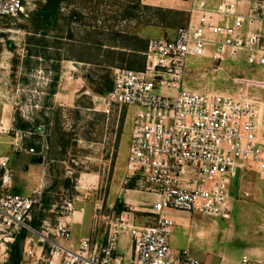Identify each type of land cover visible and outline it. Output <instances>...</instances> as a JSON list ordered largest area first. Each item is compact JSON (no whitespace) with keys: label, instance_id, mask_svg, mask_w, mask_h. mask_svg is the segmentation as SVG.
<instances>
[{"label":"rangeland","instance_id":"obj_1","mask_svg":"<svg viewBox=\"0 0 264 264\" xmlns=\"http://www.w3.org/2000/svg\"><path fill=\"white\" fill-rule=\"evenodd\" d=\"M172 1L139 0L142 6L161 9L158 15L164 19L157 22L150 13L138 23L127 17L136 0H70L62 5L61 14L66 19L71 12L80 16L50 37L56 42L48 54L53 60H44V51L28 44V38L34 36L30 33L34 14L44 0H30L25 14L0 19V118L3 111L12 113L14 129L2 138L1 151L14 171V192L23 196H31L33 191L40 194L39 218L44 216L43 220L54 223L58 207L69 198L77 199L75 210L84 214L85 226L90 224L96 206L110 215L122 210L123 201H136L138 210L150 209V195L131 192L129 184L123 183L131 130L139 109L125 107L118 113L112 108L105 115L96 100L105 95H99L98 90L112 84L115 70L104 66L103 49L99 48L103 39L97 33L110 37L120 33V43L133 35L146 41L171 39L189 21L186 5H173ZM67 29L72 33L68 41L63 38ZM135 61L137 66L140 61ZM122 64L127 66L126 62ZM55 76L57 80L52 82ZM261 81L264 68L229 60L216 63L209 58H190L182 88L229 95L245 93L256 103L257 134L264 135V89L258 86ZM52 88L55 96L49 94ZM38 122L40 126L35 125ZM20 123H27L28 128L20 129ZM23 134L15 151L14 139ZM229 202L231 212L222 219L165 211L163 214L173 221L171 248L188 250L202 264H235L248 249L264 248V179L252 166L236 171ZM136 218L139 226L153 224V219L142 212ZM7 261L8 244H4L0 246V264Z\"/></svg>","mask_w":264,"mask_h":264},{"label":"built area","instance_id":"obj_2","mask_svg":"<svg viewBox=\"0 0 264 264\" xmlns=\"http://www.w3.org/2000/svg\"><path fill=\"white\" fill-rule=\"evenodd\" d=\"M186 5L189 21L171 39H150L141 70H114L110 91L96 98L100 111L121 113L137 107L124 184L153 198L149 210L124 203L118 214L96 206L93 230L102 229V243L84 238L73 246L76 198L58 207L54 223L32 226L39 212V193L14 192V171L3 155L2 138L9 136L12 113L0 118V246L20 235V264H126L117 254L127 235L132 257L127 264H202L188 250L170 245L173 221L165 211L226 218L230 186L236 171L252 166L264 179V141L258 136L256 103L245 93L193 92L182 88L190 58L243 62L264 68V3L253 0H174ZM30 0H0V19L25 14ZM264 89V81L258 83ZM23 135L14 139V149ZM21 148V147H19ZM153 219L139 226L136 214ZM237 264H264L242 255Z\"/></svg>","mask_w":264,"mask_h":264},{"label":"trees","instance_id":"obj_3","mask_svg":"<svg viewBox=\"0 0 264 264\" xmlns=\"http://www.w3.org/2000/svg\"><path fill=\"white\" fill-rule=\"evenodd\" d=\"M44 2V5L42 7H39V9L34 14L33 25L30 29V33H33L34 36H31L32 38H28V44H34L39 49H42V51H44L42 55V58L44 60H53L54 58H50L48 54L50 49L55 48L56 42L50 41V37L54 34V32L58 31L59 33L60 31H62V27L68 26V24H70V21H72L73 18L80 15L78 13L71 12L67 19L63 17V15L61 14L62 5L69 4L70 0H44ZM161 12V9L158 8L142 6L139 0H136V2H132L127 17L130 20H135L136 22L140 23L143 22L142 18H144V16L153 13L152 17H155V20L157 22H161L162 19H164L159 17L158 15ZM169 12L177 17L183 16V14L179 12ZM65 33H67V35L63 38H66L67 41L71 40L72 33L69 31V29H67ZM97 34H99L103 39V43L99 44V48L101 47L103 49L102 55L104 58V66H106L105 68H126L130 70H141L143 68V53L146 49V40L140 38L138 35H133L130 38H126L124 41H122L121 43H124L125 46L120 47L122 45L118 40V38L122 37L120 33H116V35L111 37L108 34L105 35L99 32ZM56 37L58 36L56 35L55 39ZM45 53L47 55H45ZM28 54V56H31L32 52L28 51ZM127 56L129 57L126 59ZM56 60L58 62L59 59ZM135 60L140 61L137 66ZM125 62L127 66H124L125 64H122ZM56 80L57 76L53 77L52 82H55ZM111 85L112 84L108 85L104 90H98V94H107L111 89ZM54 91L55 90L52 88L49 91V94L53 95ZM35 125H38V123H35ZM26 128H28L27 123H20V129ZM129 185L133 186V183H129ZM39 217L40 214L39 216H35L32 221V226L35 228H38L40 226L44 216H42L41 218ZM23 239L24 235L22 234L12 244L8 245L7 264L21 263Z\"/></svg>","mask_w":264,"mask_h":264},{"label":"crops","instance_id":"obj_4","mask_svg":"<svg viewBox=\"0 0 264 264\" xmlns=\"http://www.w3.org/2000/svg\"><path fill=\"white\" fill-rule=\"evenodd\" d=\"M172 3H173V5H177V6H185L184 4H181V3L176 2V1H174V2L172 1ZM70 65H72V64L70 63ZM69 68H70V70H73V72H76V68H72V66H69ZM55 94H53V95L55 96ZM38 126H40L39 122H38ZM36 129H38V128H36ZM258 136L264 141V135L258 134ZM31 144L34 145V143H31ZM124 188L126 189V191L129 190V188H126V187H124ZM130 190H133L131 192H137L134 188V185L130 186ZM34 192L38 193L37 191H33V195H34ZM33 195H31V196H33ZM123 203H127V204H129L135 208L136 205H134V204H136L137 202L133 201L132 203H130V202L123 201ZM84 220H85L84 214H81V212L76 211V214H75L74 219H73L74 225L72 228V231H73L72 232V239H71L72 245L77 246L79 241L81 239H84V238L90 239L92 242L102 243L105 239V236L103 234V230L102 229H98L96 231L93 230L92 217H91L90 224H88L86 226H85ZM117 249H119V252L117 251V254L119 256H121L123 258V260L125 261V263L127 264L128 261L132 257L130 240H129V237L127 235H122L120 237ZM125 249L128 250L126 253L123 252ZM174 250H176V249H174ZM243 255H249L253 259L264 261V248L257 247V248L248 249L247 252H245ZM239 259H236L235 264L238 263Z\"/></svg>","mask_w":264,"mask_h":264}]
</instances>
